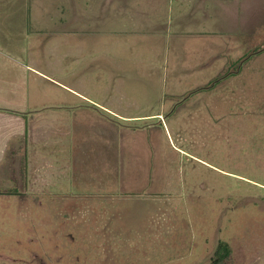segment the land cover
Wrapping results in <instances>:
<instances>
[{
  "label": "rangeland",
  "instance_id": "1",
  "mask_svg": "<svg viewBox=\"0 0 264 264\" xmlns=\"http://www.w3.org/2000/svg\"><path fill=\"white\" fill-rule=\"evenodd\" d=\"M65 1L50 0L52 21L76 35L30 37V48L44 46L29 53L31 69L14 68V85L36 108L85 120L83 142L100 140L97 115L138 131L149 179L126 194L95 176L90 144L79 175H53L38 195H0V264H213L219 243L230 253L222 264H264V0H226L220 60L204 68L209 53L170 45L174 15L158 22L157 47L141 36L95 46V0ZM188 22L186 33L211 20ZM5 176L1 193L19 192Z\"/></svg>",
  "mask_w": 264,
  "mask_h": 264
},
{
  "label": "crops",
  "instance_id": "2",
  "mask_svg": "<svg viewBox=\"0 0 264 264\" xmlns=\"http://www.w3.org/2000/svg\"><path fill=\"white\" fill-rule=\"evenodd\" d=\"M64 1L62 0V4ZM67 1L74 7L78 4V0H66L65 5ZM226 2V0H95V46L99 45V36L117 38L141 36L139 39L141 46L150 42L153 47H157L152 42H156L157 39L152 37L162 35L158 34V22L168 21L169 17L174 15L173 18L179 22L176 23L178 27L176 26L177 30L172 37L173 42L169 41L170 45H178L179 40L185 39L187 46L191 45L190 49L199 48L195 52L202 58L209 53V58L208 56L205 58L207 62L200 64L199 68L211 66L215 59L220 60L213 55V50L217 44L221 45L222 38L227 37L229 31L224 27L230 11ZM50 4V0H0V175H7L3 181H7L12 187L18 181L21 188L19 192L0 191V195H38L46 192L48 180L53 175H79L83 171L85 159L89 156L90 144L95 149V176L103 175L101 179L107 182L121 181L122 192L126 189L124 192L126 194L141 191L149 177L144 164L145 146L137 140L138 131L120 125L116 128L110 121H104L100 118L101 115H97L95 132L100 140L96 139L95 143L83 142L82 136L87 124L85 120L76 117L67 119L66 114L61 111L53 113L51 108L46 106L36 108L30 104L29 94L21 92L14 85V68L31 69L24 64L33 58L29 53L34 52L37 47L40 49L44 46L41 44L30 48V37L40 43L52 35L65 36L72 33L68 34L65 27L68 24H63L61 19L53 24L54 13H51ZM80 6L83 11V6ZM70 11L77 16L78 12L73 9ZM34 12L37 13L36 16ZM58 12L61 14L58 13L59 15L55 17H65L63 10ZM197 16L211 22L200 26L197 31L193 30L194 32L190 30L186 33L180 29L179 26L184 24L188 27L187 21ZM232 19L234 20L233 17ZM104 21H108V24L104 25ZM128 28L131 30L127 31ZM142 36H149L150 39ZM114 44L125 46L127 43L117 39ZM31 62L35 63L34 58ZM97 110L106 115L116 116V113L101 106ZM102 137L105 139H101ZM132 154L134 158H131ZM22 156L25 158L24 165L19 160ZM7 157L9 160H6ZM133 159L134 173L130 171L131 167H128ZM14 160H18V163L16 164ZM155 185L154 180L153 186ZM109 193L116 194L111 193V190Z\"/></svg>",
  "mask_w": 264,
  "mask_h": 264
},
{
  "label": "trees",
  "instance_id": "3",
  "mask_svg": "<svg viewBox=\"0 0 264 264\" xmlns=\"http://www.w3.org/2000/svg\"><path fill=\"white\" fill-rule=\"evenodd\" d=\"M229 248L226 244L219 243L214 252L213 264H222L229 257Z\"/></svg>",
  "mask_w": 264,
  "mask_h": 264
}]
</instances>
